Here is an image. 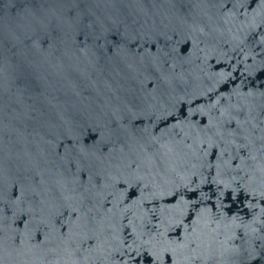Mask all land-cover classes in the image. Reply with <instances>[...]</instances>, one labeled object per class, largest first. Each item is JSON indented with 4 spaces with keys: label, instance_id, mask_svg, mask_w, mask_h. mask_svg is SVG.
Returning a JSON list of instances; mask_svg holds the SVG:
<instances>
[{
    "label": "water",
    "instance_id": "95a60500",
    "mask_svg": "<svg viewBox=\"0 0 264 264\" xmlns=\"http://www.w3.org/2000/svg\"><path fill=\"white\" fill-rule=\"evenodd\" d=\"M0 264H264V0H0Z\"/></svg>",
    "mask_w": 264,
    "mask_h": 264
}]
</instances>
